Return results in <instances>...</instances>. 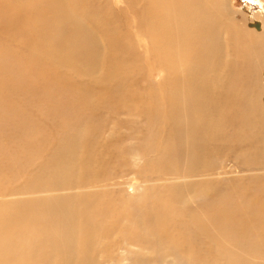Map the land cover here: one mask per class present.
Here are the masks:
<instances>
[{
  "label": "bare ground",
  "instance_id": "bare-ground-1",
  "mask_svg": "<svg viewBox=\"0 0 264 264\" xmlns=\"http://www.w3.org/2000/svg\"><path fill=\"white\" fill-rule=\"evenodd\" d=\"M238 16L226 0H0V264H264V31ZM127 125L137 144L112 147ZM152 160L156 183L118 189Z\"/></svg>",
  "mask_w": 264,
  "mask_h": 264
},
{
  "label": "rangeland",
  "instance_id": "rangeland-1",
  "mask_svg": "<svg viewBox=\"0 0 264 264\" xmlns=\"http://www.w3.org/2000/svg\"><path fill=\"white\" fill-rule=\"evenodd\" d=\"M31 1H36V0H31ZM118 3H119L120 6L123 5L122 2H120V1L117 2V4ZM36 4H38V3H36ZM226 8H229L230 10H232V12L234 13L235 17H238L239 18V16H238L239 13H241L243 15V17H245V15L247 17V14H248V17L247 18H252L253 17L257 21V22H255L257 24V26L260 25V27H261L260 31H257V32H261L262 29H263L262 31H264V28H263L264 0H226ZM258 15H260V16H258ZM130 28H132V25L130 26ZM246 28L247 29H251L248 26H246ZM254 28L255 27H253V29ZM32 30H33L34 33L36 32L35 29H32ZM1 39H3V40L0 43V47H2L4 45V41L6 42V39L0 34V40ZM26 42L27 43H30L32 45V41L31 40H27ZM34 45H38L35 48L34 54L37 57H42V59L40 58L42 62H47V61H50L51 60V59L50 60H47L44 57V55H42V53L44 52V50H46V46L44 44L40 43L37 38L35 39V44ZM9 47H11V46L9 44H7L6 45V48H8L10 50ZM59 50L61 51L60 54L62 55V57L61 56H56L54 59L56 61V60H58L59 57H61V58H59V62H60L63 58H67L64 55H67L68 52L65 49H61V48ZM136 52L138 54H140L139 51H136ZM30 54H32V53L31 52H26L23 55L22 58L18 59L17 62L21 65V63L24 61L26 55H30ZM133 62L135 64V66H136V69L135 70H140V71L143 72V77H142L141 83H143V84H146L147 83V85H153L152 88H151V91L152 92H155V93H158V94L159 93H163V89H161L158 86L157 82L154 80V78H152L153 77L152 76V71L149 70L150 67H146L145 66L144 68H146V69H144V68L141 67V64H142L141 61H133ZM65 64H66V62L63 63V64H61V66L63 67V65H65ZM46 65L49 66L50 69L53 67L50 63H46ZM66 66L69 69L71 68L72 71H70V73H72V72H73V74H76L77 73L79 75V77L81 76V74L83 73V71L85 69L83 67V64L80 61L73 60L72 58L69 59V63H67ZM72 68H75V69H72ZM110 69L113 70V66L112 65L110 66ZM157 78H159V76H157ZM5 79H6V75L3 72L0 71V81L3 82V81H5ZM258 80H259V89L261 90V89H263V86H261L263 82H261L260 77H259ZM88 86H89V83H88ZM90 87H94V86H90ZM93 94L99 95L100 93H98L97 91H95V93H93ZM122 117H124V116L121 115L120 118H122ZM162 127L165 128L164 124L160 127V129ZM163 128H162V130H163ZM141 129L142 128L130 127L128 125L126 127L122 126L119 129V131H120L119 134H118L119 140L116 141L115 142V145L112 146V147H116V146L119 145V146H122V147H129L130 148V146L136 145L137 144V141L135 140V136L138 133V131H140ZM128 132H130L131 134L128 135ZM157 134H159V133H157ZM104 135L107 136V133H105ZM161 136H162V134L160 133L159 135L155 136V138H153L154 139L153 141H155V144H157V145L159 144L157 142L158 141H161V139H162ZM221 159H225L226 160V162H223L222 163V165H226L223 168V171L225 172L224 177H229V176L233 177V176H235L237 174H241L240 172L237 171V166H236V164L234 162L233 157H225L224 156ZM136 163H138L139 165H142V160L141 161H137ZM132 167L134 169H137L138 166L132 164ZM93 168L94 169L96 168V164L93 165ZM153 168H154V162L152 160L150 162V164L147 166L145 172L141 176L138 177L135 174H130L131 177L130 176L120 177L119 178V181L121 183L119 185H117L118 189H120L126 195H131L133 197L135 195H139V193L144 189V186L146 185V183L147 184L156 183V181H148V180H145L144 179V176H146L147 172L150 171V170H152ZM144 169L145 168H143V170ZM133 176H135V178H132ZM190 179H197V177L190 178ZM163 180L165 182H163ZM163 180L161 182L168 183V184H174V183H177L178 181L188 180V179H178V178H176V176H169V177H165V179H163ZM252 191H253V196L256 195L259 198L260 191H264V185L261 186L260 188L253 189ZM62 193H63V191H61V192L60 191H56V192H49L48 194H62ZM8 198L9 197H7L6 199H8ZM231 200L233 201L234 198H231ZM135 202L136 201H128V205L134 204ZM177 202H179V201H177ZM257 206H260V205L259 204H254V203L251 205V207H257ZM119 235L121 237L126 236L125 234H122V233H119ZM97 239H99L98 236H96V235L92 236V240L93 241H96ZM104 240H105V238L102 237L101 238V241H104ZM151 257L152 258H149V259H152L153 261L151 260L149 264H179V263H177V261H175L174 259H172V258H170L168 256H166V257L163 256L164 258H167L168 259V260L166 259L165 262H164V259L160 258V256H159V258H156V257H153V256H151ZM116 259H119V257L117 256ZM159 259H161L162 261H159ZM101 260H102V258L99 259V262ZM104 264H107V263L105 262ZM112 264H115V263L112 262ZM117 264H130V262L125 259V260L118 261Z\"/></svg>",
  "mask_w": 264,
  "mask_h": 264
}]
</instances>
